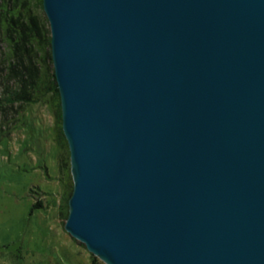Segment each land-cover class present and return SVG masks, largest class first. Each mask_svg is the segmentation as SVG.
I'll return each mask as SVG.
<instances>
[{"label":"water","instance_id":"water-1","mask_svg":"<svg viewBox=\"0 0 264 264\" xmlns=\"http://www.w3.org/2000/svg\"><path fill=\"white\" fill-rule=\"evenodd\" d=\"M72 193L105 264H264V0H42Z\"/></svg>","mask_w":264,"mask_h":264},{"label":"rangeland","instance_id":"rangeland-1","mask_svg":"<svg viewBox=\"0 0 264 264\" xmlns=\"http://www.w3.org/2000/svg\"><path fill=\"white\" fill-rule=\"evenodd\" d=\"M38 13L45 16L43 8ZM1 37L0 264H91L92 258L105 264L64 228L72 178L51 94L2 101L4 89L19 87L8 66L21 68L9 60ZM34 64L48 77L53 73L48 59L42 63L37 56Z\"/></svg>","mask_w":264,"mask_h":264},{"label":"trees","instance_id":"trees-1","mask_svg":"<svg viewBox=\"0 0 264 264\" xmlns=\"http://www.w3.org/2000/svg\"><path fill=\"white\" fill-rule=\"evenodd\" d=\"M42 0H0V35L6 46L9 60L17 61L16 65H9V73H14L18 81V88L13 91L4 89L3 102L27 99L29 95L35 97L42 94H51V99L56 102L57 120L59 123V141L67 146L61 127L60 98L54 73L48 77L46 71H37L34 61L38 59L44 63L50 62V30L45 16H40ZM39 64V63H38ZM28 95V96H27ZM72 193V191H71ZM70 193V194H71ZM71 196V195H70ZM69 196V197H70ZM92 258L91 264H97Z\"/></svg>","mask_w":264,"mask_h":264}]
</instances>
